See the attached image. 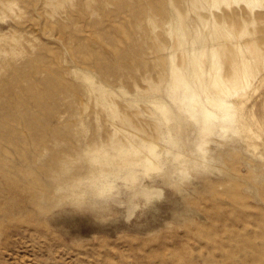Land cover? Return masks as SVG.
I'll list each match as a JSON object with an SVG mask.
<instances>
[{
    "label": "rangeland",
    "instance_id": "obj_1",
    "mask_svg": "<svg viewBox=\"0 0 264 264\" xmlns=\"http://www.w3.org/2000/svg\"><path fill=\"white\" fill-rule=\"evenodd\" d=\"M0 264H264V0H0Z\"/></svg>",
    "mask_w": 264,
    "mask_h": 264
}]
</instances>
